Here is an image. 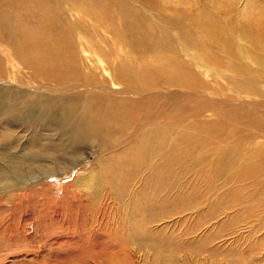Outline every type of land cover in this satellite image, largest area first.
Listing matches in <instances>:
<instances>
[{"label":"rangeland","instance_id":"1","mask_svg":"<svg viewBox=\"0 0 264 264\" xmlns=\"http://www.w3.org/2000/svg\"><path fill=\"white\" fill-rule=\"evenodd\" d=\"M8 7H19L12 17L57 8L58 24L68 15L77 26L70 7H111L122 31L124 7L142 25L135 40L165 36L172 63L198 86L195 97L169 93L135 107L139 125L170 109L152 124L172 122L156 141L166 147L144 146L145 126L136 145L109 152L105 137L67 116L91 89L69 84L67 97L29 73L0 76V264H264V0H0V13ZM120 50L114 65L127 60ZM134 219L148 235L120 244L122 223ZM111 246L116 260L94 258Z\"/></svg>","mask_w":264,"mask_h":264},{"label":"bare ground","instance_id":"2","mask_svg":"<svg viewBox=\"0 0 264 264\" xmlns=\"http://www.w3.org/2000/svg\"><path fill=\"white\" fill-rule=\"evenodd\" d=\"M8 8L9 13H0L1 77L5 74L23 77L22 73H29L27 75L28 79L35 80L41 85V88L42 86L52 87L53 84H57L60 88L59 94L64 92L67 97L74 95L71 94L72 91L70 89L66 88L69 84L70 86L76 84L75 87L71 88L74 92H87V88L91 89L92 92L87 95L84 107H69L66 110L67 116L69 119L76 117L77 120L87 122L88 135L105 137L106 144L104 146H111L107 147L106 151L109 149L115 150L123 145L129 147L135 144L134 140L140 134V129L145 126H150V128L142 134L143 145L147 147L153 145L154 148L157 146L166 147L164 142L161 144L157 142L158 140L165 141L162 138L167 136L171 121L169 119L166 121L162 120L163 125L156 128L152 127V124H154L153 121H157L156 119L163 118L167 113L170 114V109L158 112L151 119H148L147 122L139 125L135 107L147 103L146 101L149 99L163 97V94L173 93L177 96L189 94L190 98L192 96L195 97L197 91L194 89L198 86V81H190L187 76L183 75L181 73L182 65L180 64H178L180 70L176 71L178 66L175 67L171 61L168 54L169 49L166 48L169 40L165 36L160 37L157 42H154L149 37L135 40L132 31L135 28L140 29L142 25H139L136 19L137 14L129 12L124 7L118 10L123 16V31L118 25H112V16L108 13L111 7H105L102 11H97L92 7H70L79 16V26L76 25V19L68 17V15L62 16L63 20L64 18L66 19L62 24H58V12L55 11L58 10L57 8H54V10L51 7H38L39 12L28 11L26 13L29 14H16L17 16L15 17H12L10 11L12 9L17 10L19 7ZM83 18L92 20L95 23L94 29H90L89 24L87 25ZM86 29L95 33L87 35L88 31ZM100 29L110 33L112 41L108 42L109 39H102L101 41L98 39L101 37L96 38L99 35L96 30L99 31ZM259 34V42L264 46V36L260 31ZM97 39L98 42H95L94 40ZM159 40L164 41L159 43ZM100 42L106 43L108 48L104 47ZM114 45H120L117 51L113 47ZM120 49H123L125 56L123 58L127 60L122 62L115 60L116 65H114L111 61L113 57L114 59L118 58L119 54L117 53L121 51ZM85 51L99 53L102 57L98 59L101 61L92 57H84L82 52ZM150 52L160 53L163 59L158 60V64L154 65L153 61H149L146 57ZM149 67L154 70H150ZM186 89L188 92L184 91ZM200 93L198 94L199 96ZM83 98L81 94L75 97L76 100L80 101ZM185 100V98H181L178 104L181 105ZM167 116L169 117V115ZM128 134L130 135L127 136ZM119 139H123L120 144L116 143ZM173 143L176 145V142L173 141ZM137 223L139 222L137 220L135 222V219L134 222L129 221L127 227L126 224L122 223L128 231L126 232V237L121 235L120 244L127 245L134 241L136 244L139 238L148 235L145 234V230L141 229L143 222L139 223V227H137ZM117 226L120 225L117 224ZM109 242L111 243V241ZM100 254V256H93L101 259L100 257L110 255L113 260H116L120 255L117 249L113 247L112 249L102 248Z\"/></svg>","mask_w":264,"mask_h":264}]
</instances>
